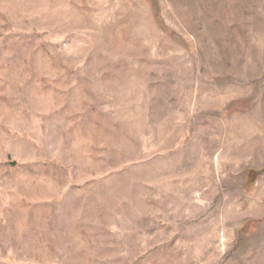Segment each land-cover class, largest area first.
I'll return each instance as SVG.
<instances>
[{
    "label": "rangeland",
    "instance_id": "obj_1",
    "mask_svg": "<svg viewBox=\"0 0 264 264\" xmlns=\"http://www.w3.org/2000/svg\"><path fill=\"white\" fill-rule=\"evenodd\" d=\"M0 264H264V0H0Z\"/></svg>",
    "mask_w": 264,
    "mask_h": 264
}]
</instances>
